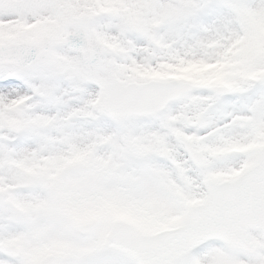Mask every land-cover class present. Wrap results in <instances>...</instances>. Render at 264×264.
I'll return each instance as SVG.
<instances>
[{"label":"snow or ice","instance_id":"1","mask_svg":"<svg viewBox=\"0 0 264 264\" xmlns=\"http://www.w3.org/2000/svg\"><path fill=\"white\" fill-rule=\"evenodd\" d=\"M0 264H264V0H0Z\"/></svg>","mask_w":264,"mask_h":264}]
</instances>
